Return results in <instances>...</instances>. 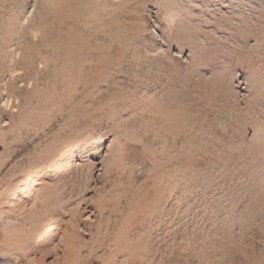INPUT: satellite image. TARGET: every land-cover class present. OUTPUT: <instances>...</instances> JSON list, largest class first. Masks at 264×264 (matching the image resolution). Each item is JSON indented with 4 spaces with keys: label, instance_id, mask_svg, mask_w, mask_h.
Segmentation results:
<instances>
[{
    "label": "rangeland",
    "instance_id": "rangeland-1",
    "mask_svg": "<svg viewBox=\"0 0 264 264\" xmlns=\"http://www.w3.org/2000/svg\"><path fill=\"white\" fill-rule=\"evenodd\" d=\"M0 264H264V0H0Z\"/></svg>",
    "mask_w": 264,
    "mask_h": 264
}]
</instances>
